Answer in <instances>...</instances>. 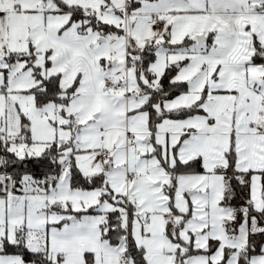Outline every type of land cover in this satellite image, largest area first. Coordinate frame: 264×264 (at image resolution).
<instances>
[{
	"label": "snow or ice",
	"instance_id": "obj_1",
	"mask_svg": "<svg viewBox=\"0 0 264 264\" xmlns=\"http://www.w3.org/2000/svg\"><path fill=\"white\" fill-rule=\"evenodd\" d=\"M0 264H264V0H0Z\"/></svg>",
	"mask_w": 264,
	"mask_h": 264
}]
</instances>
